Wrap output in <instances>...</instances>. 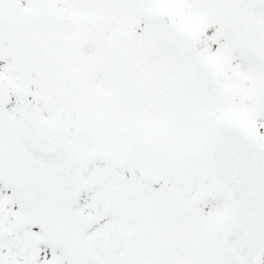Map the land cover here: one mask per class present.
Returning a JSON list of instances; mask_svg holds the SVG:
<instances>
[{"label": "snow or ice", "instance_id": "obj_1", "mask_svg": "<svg viewBox=\"0 0 264 264\" xmlns=\"http://www.w3.org/2000/svg\"><path fill=\"white\" fill-rule=\"evenodd\" d=\"M0 264H264V0H0Z\"/></svg>", "mask_w": 264, "mask_h": 264}]
</instances>
